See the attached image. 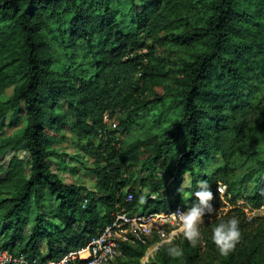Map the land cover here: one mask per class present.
<instances>
[{"label":"trees","instance_id":"obj_1","mask_svg":"<svg viewBox=\"0 0 264 264\" xmlns=\"http://www.w3.org/2000/svg\"><path fill=\"white\" fill-rule=\"evenodd\" d=\"M142 32L149 38L164 32L187 48L197 47L167 72L175 76L174 90L149 100L144 93L154 83V66L132 55L143 47ZM59 47L72 54L86 51L94 67L91 75L55 72ZM71 53L66 52L69 59ZM254 79L264 82V0H0V93L18 82L12 96L0 104V119L21 106L26 114L22 133L0 143L1 155L19 151L29 163L27 177L15 185L10 198L0 200V223L9 232L2 246L15 252L10 244L20 217L33 193L38 201L40 189L58 201L55 217L66 225L62 238H55L36 214L26 249L19 252L42 258L83 247L118 211L133 214L145 208L141 193L126 189L128 180L122 174L123 165L140 162L137 144L112 151L103 158L104 166L96 168L98 204H79L77 195L84 189L66 185L51 173L47 159L54 153L47 147L59 135L61 119L54 110L58 98L90 131L103 128L105 113L119 108L133 113L171 98L176 120L158 134L146 163L162 166L163 157L174 150L181 159L170 174L180 179L203 155L220 154L224 167L204 178L213 200H218L217 182L226 184L229 192L240 166H246L242 182L254 183L249 194L229 199L227 214L211 219L205 215L202 243L193 247L179 237L177 244L184 249L180 264H255V256L264 255V218L240 221L241 238L227 256L210 239L211 228L222 219L245 215L240 201L255 209L264 199V86L260 91ZM255 144L263 148L250 151ZM242 155L240 166L233 165ZM198 189L195 180L192 203ZM149 200L153 208L148 212L178 205L169 197ZM75 219L83 225L74 228ZM147 247L122 244L120 264H141ZM162 260L168 264V258Z\"/></svg>","mask_w":264,"mask_h":264},{"label":"rangeland","instance_id":"obj_2","mask_svg":"<svg viewBox=\"0 0 264 264\" xmlns=\"http://www.w3.org/2000/svg\"><path fill=\"white\" fill-rule=\"evenodd\" d=\"M178 31V30H176ZM139 42L143 47L136 49L133 56L137 54L141 57L142 63L145 65L149 61L154 66V83L145 91L144 98L149 100L154 96H160L166 92L174 90L177 86L175 76L167 74L168 71L178 68L181 58H186L191 52L197 48L196 46L188 47L179 43L174 38H171L166 33L161 32L154 38H149L142 32L139 34ZM59 63L54 64L52 69L59 73L77 74L83 78H88L93 72L94 67L91 65L90 57L84 50H79L72 54L69 50L58 48ZM66 52L71 53L72 61H69V56ZM151 54V58H149ZM18 83V82H17ZM14 83L8 86L0 93V104L6 102L13 94ZM258 82L253 81V84ZM264 83V82H263ZM263 83H258L259 90H263ZM54 110L61 119L58 136L55 141L47 147V151H51L54 155L47 159V164L52 174L57 176L64 184L74 185L84 189L79 192L77 199L79 204H89L94 201L98 204L100 194L96 191L97 177L95 174L96 168L103 167V158H106L112 151L126 150L133 144L139 145L136 153L141 159L134 166L123 165L122 174L128 180L126 189H132L135 192H140L145 199L143 200V212H148L153 208V204L149 198L153 197H169L173 200H178L183 208L192 205V188L194 181H199L205 177H210L217 169L224 167L223 159L220 154L210 153L209 157L205 155L201 157L199 162L192 165V169H186L187 173L192 177V187L185 189L183 193L178 192L183 176L180 179L170 174V171L175 170L181 156L176 152L170 151L162 160L164 165H153L146 163L150 154L155 150L153 144L156 142L158 134L171 126L176 120V110L171 104V98L164 100L161 104L155 107H149L130 112L131 109H117L114 113H105L104 125L102 129L90 131L87 125H84L80 120L69 112L65 100L58 98ZM26 114L23 106L8 112L0 119V143L8 138L19 136L26 125ZM116 124V128L112 124ZM263 148L260 144L252 146L250 151H256ZM147 150V151H146ZM4 148H0V200L10 198L11 193L28 175V158L25 154L19 151L1 155ZM246 155L239 156L234 159V164L240 166ZM246 165V164H245ZM246 173V166H240L233 179L236 181L228 192L227 185L223 182H217L215 190L218 193V200L212 201L214 212L210 215L211 218H220L230 211L229 199L232 196L249 194L254 183L251 181H243ZM10 174L9 179L6 176ZM183 174V175H184ZM4 175V176H3ZM241 180V181H240ZM92 192V196L87 193ZM173 192V193H171ZM35 193L32 194L29 204L20 217L19 230L15 234V238L10 244V247L15 252L25 250V242L28 240L37 213L41 215L44 226L52 233L55 238H62L63 228L65 223L55 217L57 212L58 201L46 189H40L37 192L38 201H34ZM130 198V197H129ZM245 215L240 216V221L252 223L253 219L264 218V199L261 201L258 208L252 209L243 202H239ZM78 218V217H77ZM204 220V218H203ZM82 224V221L75 219L71 221V225L77 228ZM83 225V224H82ZM5 224L0 223V246L8 242V233L4 230ZM180 237V236H179ZM179 237L173 242L177 243ZM62 240V239H61ZM157 241L153 237L151 244ZM66 244V243H63ZM41 251H47V242L42 241ZM64 246V245H63ZM167 246L160 247L153 255V258L145 260L141 258V264H164L162 256L168 258V264H180V258H172L165 251ZM164 252V253H163ZM193 264H207L199 260ZM217 264V263H216ZM255 264H264V255L255 256Z\"/></svg>","mask_w":264,"mask_h":264},{"label":"built area","instance_id":"obj_3","mask_svg":"<svg viewBox=\"0 0 264 264\" xmlns=\"http://www.w3.org/2000/svg\"><path fill=\"white\" fill-rule=\"evenodd\" d=\"M112 127L116 128V124L113 123ZM178 207L183 208L178 204L169 210L158 212L130 214L118 211L113 214L111 222L91 236L83 247L67 251L58 258L31 256L0 246V264H120L123 258L122 244L148 246L142 258L149 260L161 247L158 241L176 228L177 222L172 219V214ZM210 215H206V218H210ZM179 236L178 234L176 238ZM153 237L157 241L151 244Z\"/></svg>","mask_w":264,"mask_h":264},{"label":"clouds","instance_id":"obj_4","mask_svg":"<svg viewBox=\"0 0 264 264\" xmlns=\"http://www.w3.org/2000/svg\"><path fill=\"white\" fill-rule=\"evenodd\" d=\"M191 187L192 177L185 173L177 191L183 193L185 189H190ZM194 195L197 199L190 207H178L172 214V219L177 222L174 231L158 241L159 246H167V253L172 258L184 256L183 247L173 242L178 234L193 247L203 242L201 240L200 224L203 222L205 215H210L214 212L212 204L214 193L208 180L202 179L199 181V189L195 191ZM140 199L143 202L145 197L141 196ZM239 225L240 220L232 216L222 219L211 228L210 239L221 255L227 256L236 247L237 242L241 238Z\"/></svg>","mask_w":264,"mask_h":264}]
</instances>
